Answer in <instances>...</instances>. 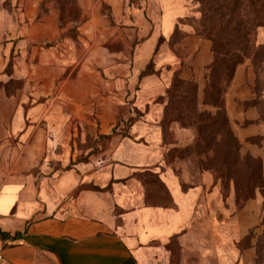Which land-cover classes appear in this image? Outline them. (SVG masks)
I'll list each match as a JSON object with an SVG mask.
<instances>
[{"label":"crops","instance_id":"crops-1","mask_svg":"<svg viewBox=\"0 0 264 264\" xmlns=\"http://www.w3.org/2000/svg\"><path fill=\"white\" fill-rule=\"evenodd\" d=\"M43 1L0 11V264H254L240 238L216 232L213 174H187L186 159L167 155L194 139L176 123L164 136L154 99L168 79L144 83L148 108L114 141L113 163L56 167V138L65 151L72 118L109 134L128 99L132 80L112 45L121 39L138 63L150 61L191 0H76L77 36L61 41L59 13L40 15ZM56 90L68 105L60 113Z\"/></svg>","mask_w":264,"mask_h":264},{"label":"rangeland","instance_id":"rangeland-1","mask_svg":"<svg viewBox=\"0 0 264 264\" xmlns=\"http://www.w3.org/2000/svg\"><path fill=\"white\" fill-rule=\"evenodd\" d=\"M18 1L0 0V11L5 9L10 14L17 13ZM137 2L138 0H129L131 5H137ZM48 10H55L59 13L60 24L65 30L58 39L59 41L63 36H77L80 11L76 0H44L40 8V15L48 12ZM62 14H64L63 18ZM199 17V4L195 0H191L190 14L179 19L171 36L159 39L153 58L144 64L138 63L134 59V53L126 52L127 49L121 39L112 45L113 49L123 52L119 55V61L121 65L125 64L126 68H120V75L132 80L128 83L130 87L128 88V99L120 105L118 120L109 134L95 133L92 128H89V125L80 124L78 119L72 118V133L65 135L69 142L65 151L61 144L62 135H58L56 138L59 141L54 151L57 168H71L81 163H92L97 167L108 162L113 163L114 141L116 142L120 140L122 135H126L134 121L141 119L148 108V104L147 107L144 105L146 100L144 101V98L138 100V96L144 83L150 79L162 78L170 81V86L164 93L154 99L158 104H164V110L169 100V91L173 89L176 79L180 78L198 83L199 105L193 111L194 114H192L190 122L194 121L195 114H215L216 109L202 103L205 85L204 74L206 73V66L213 60V55L210 50V42L206 38L198 37L195 33ZM106 24L109 25V20ZM122 28L120 25V29ZM141 41L135 38L133 46L136 47ZM257 43H264V26L257 31ZM109 46L111 47V45ZM13 57V55L9 57L7 69L11 66ZM102 57L104 63L110 61L108 52H103ZM9 71L7 70V72ZM107 73L108 70H104V76ZM254 83V72L252 67L246 63L237 68L234 80L225 93V112H227L230 126L241 145L240 163H232L231 165V171L239 180L237 184L229 178L225 169L220 171V159L216 160L215 153L209 152L208 155H205L190 149L197 141L198 130L196 126L189 125V119H183L184 122H176L172 121V118L165 119L163 113L160 125L164 128V132H166L164 136L168 140H170L168 129L174 123L193 130L194 139L191 144L173 148L167 155L173 158L186 159L187 164L183 168L187 174L197 172L200 174L203 171L213 174L219 199L214 213L216 232H224L226 236L240 238L239 247L253 253L254 264H264V91L261 97L262 101H256V95L252 93L255 87ZM6 87L8 93L15 88L14 84H9V82ZM58 93L59 90H56L54 109L60 113L64 109L66 110L68 105L63 103V98ZM254 100L256 104H253ZM246 156H249L250 160L244 165L243 159ZM258 161L261 163L260 167L256 165V163L259 164ZM92 165L90 166L91 169H93ZM249 166L251 168L255 166L259 169L263 178L262 182L258 183L256 182L257 175H254L253 179H255L257 186L253 189L245 182L249 173ZM225 222L226 230L222 231V227L225 226L221 225Z\"/></svg>","mask_w":264,"mask_h":264},{"label":"trees","instance_id":"trees-1","mask_svg":"<svg viewBox=\"0 0 264 264\" xmlns=\"http://www.w3.org/2000/svg\"><path fill=\"white\" fill-rule=\"evenodd\" d=\"M195 1L199 4L200 12L195 33L210 42L213 55V60L206 66L204 74L202 103L216 109V112L214 115L195 114L194 121L190 122L193 111L199 105L198 83L179 78L169 91L164 117L172 118L176 122L189 119V125L196 126L198 130L197 141L190 149L205 155L209 152L215 153L216 160L220 159V171L225 169L229 178L237 184L239 180L231 171V165L240 163L241 145L225 112V93L234 80L237 68L248 63L255 77L252 93L256 95V101L261 100L264 91V43H257V31L264 26V0ZM63 16L64 14L62 18ZM255 100L253 104H256ZM248 160L249 156L243 159L244 165ZM256 165L260 167L261 163ZM254 175L258 178L256 182H262L260 170L249 166L245 182L252 189L257 186ZM236 189L238 192L237 186Z\"/></svg>","mask_w":264,"mask_h":264}]
</instances>
